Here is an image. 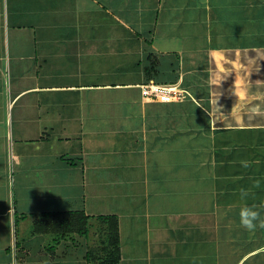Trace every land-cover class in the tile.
<instances>
[{"label":"crops","instance_id":"crops-1","mask_svg":"<svg viewBox=\"0 0 264 264\" xmlns=\"http://www.w3.org/2000/svg\"><path fill=\"white\" fill-rule=\"evenodd\" d=\"M237 47L264 0H0V264H90L44 217L69 211L118 217L120 264H264V114L208 116V50Z\"/></svg>","mask_w":264,"mask_h":264},{"label":"clouds","instance_id":"clouds-1","mask_svg":"<svg viewBox=\"0 0 264 264\" xmlns=\"http://www.w3.org/2000/svg\"><path fill=\"white\" fill-rule=\"evenodd\" d=\"M249 51L255 55H249ZM209 67L207 71L206 85L209 90L212 111L208 113L210 119H228L232 117L238 122L242 121L241 113L247 108L250 113L249 119L264 114L261 104L254 101L264 100V80H252V76H259L264 72V51L260 49L247 48H212L208 50ZM232 79L230 96L235 98V103L229 112H225L218 101L222 91V85ZM255 85V91H253ZM218 97V98H217ZM18 161V158H17ZM243 198V194L242 197ZM239 224L249 232H254L258 227L264 228V219L255 205H244L239 212Z\"/></svg>","mask_w":264,"mask_h":264},{"label":"trees","instance_id":"trees-1","mask_svg":"<svg viewBox=\"0 0 264 264\" xmlns=\"http://www.w3.org/2000/svg\"><path fill=\"white\" fill-rule=\"evenodd\" d=\"M52 226L56 236V244L62 240H76V236L83 237L90 241V232L94 228L93 222L100 224L105 238L95 245L89 247L87 260L90 264H120L121 263V242L119 231V220L117 216H102L93 218L87 216L83 211H69L44 215ZM44 231L43 228H39Z\"/></svg>","mask_w":264,"mask_h":264},{"label":"built area","instance_id":"built-area-1","mask_svg":"<svg viewBox=\"0 0 264 264\" xmlns=\"http://www.w3.org/2000/svg\"><path fill=\"white\" fill-rule=\"evenodd\" d=\"M144 94L156 98H174L177 99L178 93L174 88L170 87H157V86H147L144 87Z\"/></svg>","mask_w":264,"mask_h":264},{"label":"rangeland","instance_id":"rangeland-1","mask_svg":"<svg viewBox=\"0 0 264 264\" xmlns=\"http://www.w3.org/2000/svg\"><path fill=\"white\" fill-rule=\"evenodd\" d=\"M148 74V73H147ZM106 124H109V122H105ZM110 126V125H109ZM104 177H105V174H104ZM109 177V175H106V178H108ZM104 182H107V181H105V180H103ZM102 181V182H103ZM106 189H107V187H106ZM72 190H74L75 191V189H73V187H72ZM76 203H74L73 205H75ZM93 225H94V228H92L91 229V234H90V237H91V239H90V241H89V244H93V245H95V244H97V243H99L101 240H103V238H105V235L103 234V229L102 228H100V232H99V230H98V227L100 226V224H98V223H95V222H93ZM79 250H81L82 251V249H80L79 248ZM50 251H52V252H54V253H56L57 252V249L55 250V246H53L52 245V247L50 248ZM52 255V254H51Z\"/></svg>","mask_w":264,"mask_h":264}]
</instances>
